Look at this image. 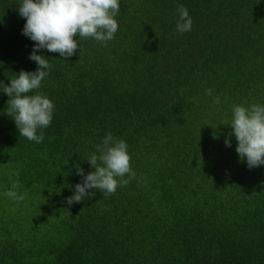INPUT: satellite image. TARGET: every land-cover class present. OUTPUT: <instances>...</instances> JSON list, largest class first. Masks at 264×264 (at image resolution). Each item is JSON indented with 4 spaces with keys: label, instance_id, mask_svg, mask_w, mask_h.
I'll return each mask as SVG.
<instances>
[{
    "label": "trees",
    "instance_id": "1",
    "mask_svg": "<svg viewBox=\"0 0 264 264\" xmlns=\"http://www.w3.org/2000/svg\"><path fill=\"white\" fill-rule=\"evenodd\" d=\"M20 2L0 0L4 85L37 69ZM119 3L106 46L76 37L66 61L37 53L51 68L29 95L54 104L42 143L19 135L0 88V264H264V165L240 160L227 124L234 106L264 105V0ZM109 132L135 178L69 206Z\"/></svg>",
    "mask_w": 264,
    "mask_h": 264
},
{
    "label": "clouds",
    "instance_id": "2",
    "mask_svg": "<svg viewBox=\"0 0 264 264\" xmlns=\"http://www.w3.org/2000/svg\"><path fill=\"white\" fill-rule=\"evenodd\" d=\"M17 10L25 19L22 35L34 42L29 59L36 63L37 69L33 72L21 70L8 85L0 82V88L9 97L7 115L12 117L19 135L39 144L44 140V133L40 131L37 134L38 130L51 124L54 104L38 91L29 95L40 88L51 68L49 60L37 53L46 49L58 53L66 61L76 55L78 48L80 50L76 37L91 38L106 46L114 39L119 27L115 17L120 3L119 0H21ZM177 11L176 31H190L192 20L187 8L179 5ZM212 91L207 89L206 94L211 96ZM219 103V97L213 99V104ZM227 124L232 130L228 137H235V151L240 160L246 161L249 169L264 165V105L234 106ZM224 143L231 146L228 138ZM130 161L126 142L114 138L110 132L106 134L101 144L96 146V152L87 160L92 171L85 174L82 168L77 167L82 180L74 186L73 195L66 198L67 204L71 206L95 195L89 190L99 191L105 198L113 195L118 187L126 186L135 178ZM19 187L17 180L12 188ZM5 195L17 201L23 200V196L14 190L5 192Z\"/></svg>",
    "mask_w": 264,
    "mask_h": 264
},
{
    "label": "rangeland",
    "instance_id": "3",
    "mask_svg": "<svg viewBox=\"0 0 264 264\" xmlns=\"http://www.w3.org/2000/svg\"><path fill=\"white\" fill-rule=\"evenodd\" d=\"M10 209H11V208H10V207H8V206H7V209L5 208V213H6V215H7V214H9V215L11 214V215H12V213H11V210H10Z\"/></svg>",
    "mask_w": 264,
    "mask_h": 264
}]
</instances>
